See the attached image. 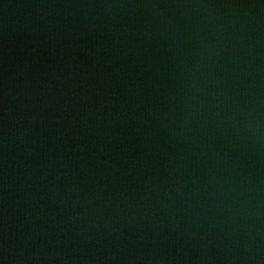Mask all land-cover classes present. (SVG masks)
<instances>
[{
  "label": "water",
  "instance_id": "water-1",
  "mask_svg": "<svg viewBox=\"0 0 264 264\" xmlns=\"http://www.w3.org/2000/svg\"><path fill=\"white\" fill-rule=\"evenodd\" d=\"M0 264H264V0H0Z\"/></svg>",
  "mask_w": 264,
  "mask_h": 264
}]
</instances>
